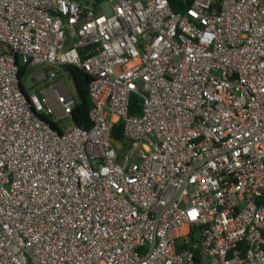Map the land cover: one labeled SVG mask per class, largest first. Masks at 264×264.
<instances>
[{
    "label": "built area",
    "instance_id": "2783aa9c",
    "mask_svg": "<svg viewBox=\"0 0 264 264\" xmlns=\"http://www.w3.org/2000/svg\"><path fill=\"white\" fill-rule=\"evenodd\" d=\"M0 264H264V0H0Z\"/></svg>",
    "mask_w": 264,
    "mask_h": 264
},
{
    "label": "trees",
    "instance_id": "16d2710c",
    "mask_svg": "<svg viewBox=\"0 0 264 264\" xmlns=\"http://www.w3.org/2000/svg\"><path fill=\"white\" fill-rule=\"evenodd\" d=\"M168 1L174 11H183L189 3V0ZM25 70L26 66L20 65L19 74H22ZM69 71L73 80L75 97V104L72 109V121L78 126L89 128L92 124L88 117V110L91 105L88 95V83L90 81V76L78 67H69ZM138 100L139 98L136 95H132L130 97L128 106L130 114H137L140 111ZM47 121L53 128L61 131V127L57 122H52L48 118ZM110 137L115 140H122V124L120 122L112 125L110 129Z\"/></svg>",
    "mask_w": 264,
    "mask_h": 264
},
{
    "label": "rangeland",
    "instance_id": "374dc122",
    "mask_svg": "<svg viewBox=\"0 0 264 264\" xmlns=\"http://www.w3.org/2000/svg\"><path fill=\"white\" fill-rule=\"evenodd\" d=\"M36 71H37V70L34 69V70L30 71V72L27 74V76H26V78H25V81L28 82V84L31 83V82H29V81H30V76H31L33 73H35ZM64 82H65V85H66V89H67V91L73 93V87H72L71 83H69L67 80H64ZM30 86H31V84H30Z\"/></svg>",
    "mask_w": 264,
    "mask_h": 264
}]
</instances>
